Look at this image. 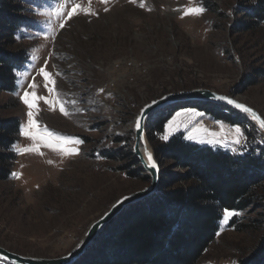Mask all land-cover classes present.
<instances>
[{
  "label": "rangeland",
  "instance_id": "obj_1",
  "mask_svg": "<svg viewBox=\"0 0 264 264\" xmlns=\"http://www.w3.org/2000/svg\"><path fill=\"white\" fill-rule=\"evenodd\" d=\"M254 1L27 0V22L12 49H25L28 61L17 73L15 90L0 92V119L15 117L20 125L11 173L0 180V246L35 257L63 256L116 199L147 186L146 172L136 179L119 167L129 163L132 123L149 100L205 88L232 95L264 116V22L236 31L241 10ZM73 7L78 11L69 16ZM197 7L204 11L184 15ZM40 68L55 81L49 85L53 92L46 90ZM33 82L35 89L29 87ZM24 91L65 103L67 115L59 103L40 100L34 118L41 129L81 139L69 145L78 154L65 155L21 134L29 111L20 99ZM173 119L178 129H169ZM236 126L181 107L172 111L160 135L148 139L154 149L182 133L187 142L240 153L246 144L242 126L240 145L229 143ZM213 132L221 143L206 142L214 139ZM31 148L37 150L25 151ZM120 148L117 158L102 155ZM161 160L162 172H182ZM261 195L250 209L232 211L236 215L227 223L223 211L216 238L198 264H240L258 248L264 236L263 189Z\"/></svg>",
  "mask_w": 264,
  "mask_h": 264
},
{
  "label": "trees",
  "instance_id": "obj_2",
  "mask_svg": "<svg viewBox=\"0 0 264 264\" xmlns=\"http://www.w3.org/2000/svg\"><path fill=\"white\" fill-rule=\"evenodd\" d=\"M25 3L27 0H0V92L15 90L17 73L28 61L25 49H12L16 34L27 22ZM241 13L236 31L260 25L264 22V0H255ZM181 107L197 108L215 120L242 126L246 135L242 151L196 145L185 141L182 133L154 145L160 163L161 158L169 160L182 172H162L158 189L126 206L73 264H198L216 238L223 211L239 212L259 204L261 189L264 191V138L254 124L222 104L182 101L149 117L151 141L163 132L172 111ZM19 132L17 118L0 119V180L11 173ZM121 153L123 148L102 155L112 159ZM127 158L129 163L119 169L129 177L143 178L145 171L131 148ZM240 264H264V236Z\"/></svg>",
  "mask_w": 264,
  "mask_h": 264
},
{
  "label": "water",
  "instance_id": "obj_3",
  "mask_svg": "<svg viewBox=\"0 0 264 264\" xmlns=\"http://www.w3.org/2000/svg\"><path fill=\"white\" fill-rule=\"evenodd\" d=\"M218 95H223L230 99H234L236 102L242 103L245 106L252 108L260 117V119H264V116L258 110L251 107L247 103L241 101L240 99L232 95L218 93L214 90H209L205 88H193L190 90L169 92L163 94L158 98L147 101L139 108L132 123V131H133V139H134L132 148L134 155L136 156L137 160L141 164L144 171L147 173L149 184L136 192L124 195L116 199L102 215H100L97 219H95L89 224L81 240L67 254L56 258L35 257V256L15 253L0 246V262L9 263V264H73L87 250L89 245L99 235V233L106 227V225L115 216H117L126 206L134 202L140 201L150 196L152 193H154L160 185L162 169L160 166V161L158 159L157 153L152 148L150 141L148 139L147 120L153 113H155L160 109H163L177 102L190 101V100L206 101V102H214V103L222 104L246 116L258 129L259 134L264 138V128L260 127L259 120L254 119L250 114H246L242 110L236 109L233 105L227 104L225 101L217 100L216 97ZM155 101H159V104H155L154 103ZM150 104L152 105V107L148 108L147 118L141 121L143 124V132L139 133L136 128V121L140 119L143 110L147 108L148 105ZM148 153H151L153 155V159L157 164V169H152L148 166V160H147Z\"/></svg>",
  "mask_w": 264,
  "mask_h": 264
},
{
  "label": "snow or ice",
  "instance_id": "obj_4",
  "mask_svg": "<svg viewBox=\"0 0 264 264\" xmlns=\"http://www.w3.org/2000/svg\"><path fill=\"white\" fill-rule=\"evenodd\" d=\"M104 2H107V0H104ZM135 2V0H133ZM140 7H144V4L141 3ZM78 11V7H73L71 12L69 13V16L73 15ZM107 11V9H106ZM204 11L203 8L197 7V8H189L184 10V15H191V14H199ZM63 26V25H62ZM61 26V27H62ZM40 74L43 76V79L45 81V88L49 92H53L55 89L54 87H49V85H55V81L51 78V75L48 71H46L44 68L39 69ZM29 87L35 89L37 87L36 83L33 82L32 84L29 85ZM21 101L23 104L29 109L27 112V128L26 129H21V134L25 136H31L33 140L39 141L41 144L44 146L57 150L62 152L65 155H73V154H78V149L76 147H70L69 145H78L82 143V140L76 137H71V136H64V135H56L54 132L50 131L47 128L41 129L38 125L37 120L34 118V113L33 109L37 108L38 103L40 100H44L45 103L49 105H55L59 103L60 107L59 110L61 113L67 115V109L66 105L63 101L60 100H52L49 97H44V96H39L37 95L36 92L29 93L28 91H24L23 94L20 96ZM217 100L219 101H225L229 105H233L236 109L242 110L246 114H250L254 119L259 120L260 122V127L264 128V119H260V117L257 115V113L250 107L245 106L242 103L236 102L234 99H230L228 97H225L223 95H218L216 97ZM155 104H159V101H155ZM152 105H148L147 108H145L141 114L140 119L136 121V128L139 133L143 132V124L142 120H145L147 118V111L148 108H151ZM182 115L181 112L177 111L176 116ZM178 129L179 125L176 124V121L173 119L169 121L168 127L171 129L173 126ZM201 131H206L204 129H196V132H201ZM235 133L236 136L232 141H229V143H234L236 145H240L241 141L239 139L240 135L242 134L241 128L239 126L235 127ZM214 139L207 140L206 142L209 144L213 143H221L220 140L215 139L217 134L215 132L211 133ZM188 139H194V137L189 134L187 137ZM165 140L168 139V136L164 137ZM226 139V138H225ZM36 148H31V149H25V151H36ZM147 160H148V166L152 169H157V164L155 163L153 159V155L151 153H148L147 155ZM236 215L235 212L225 210L223 213V219L224 222L227 223L228 220L233 216Z\"/></svg>",
  "mask_w": 264,
  "mask_h": 264
}]
</instances>
